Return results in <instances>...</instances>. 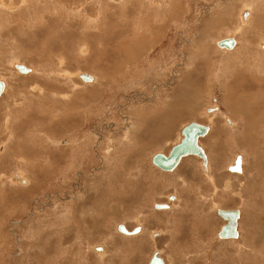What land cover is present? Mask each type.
<instances>
[{"label": "rangeland", "instance_id": "rangeland-1", "mask_svg": "<svg viewBox=\"0 0 264 264\" xmlns=\"http://www.w3.org/2000/svg\"><path fill=\"white\" fill-rule=\"evenodd\" d=\"M165 1L0 0V264H264V0ZM190 120L211 125L209 173L195 155L164 172L151 159ZM218 208L241 210L238 238Z\"/></svg>", "mask_w": 264, "mask_h": 264}, {"label": "water", "instance_id": "water-1", "mask_svg": "<svg viewBox=\"0 0 264 264\" xmlns=\"http://www.w3.org/2000/svg\"><path fill=\"white\" fill-rule=\"evenodd\" d=\"M218 46L226 47L228 49H232L235 44L236 40L234 37H225L220 39L217 42ZM16 67L20 70V72L26 73L29 72L30 68L26 67L23 64H17ZM80 77L84 81H91L93 76L87 72H82ZM5 83L4 81L0 80V95L4 91ZM210 127L208 124L199 123L197 121H190L182 127L181 134L182 138L180 141L175 143L172 148L170 149L169 153L157 152L152 157V162L154 165L159 167L165 171H173L182 158L188 155H196L203 160L204 165L207 164L208 158L205 152V149L200 144V138L207 135L209 132ZM230 170L234 172H241L242 171V156L238 155L234 165L230 166ZM157 208H167L168 204H156ZM217 213L219 216L227 220L224 223L219 232V238H238L239 237V230H238V220L240 219V209H223L218 208ZM119 230L126 233V234H134L136 233L139 228L128 230L125 225L120 224ZM149 264H166L164 259L158 255V252L155 251Z\"/></svg>", "mask_w": 264, "mask_h": 264}, {"label": "bare ground", "instance_id": "bare-ground-1", "mask_svg": "<svg viewBox=\"0 0 264 264\" xmlns=\"http://www.w3.org/2000/svg\"><path fill=\"white\" fill-rule=\"evenodd\" d=\"M167 1V0H166ZM165 1V2H166ZM172 1V0H171ZM168 3V2H167ZM157 6V5H156ZM161 7V6H160ZM157 9V8H156ZM159 13V12H158ZM249 14V13H248ZM248 14H247V16H248ZM159 17H161L162 16V14H159L158 15ZM158 16H156V17H158ZM247 18V17H246ZM246 18H244V20H246ZM215 21V20H214ZM249 21V20H248ZM224 22V21H223ZM223 22H220V23H222L223 24ZM94 23H95V21H94ZM161 23V22H160ZM209 23V22H208ZM214 23V22H213ZM246 23V22H245ZM215 24V23H214ZM218 24V23H217ZM243 24V23H242ZM208 25V24H207ZM209 25H210V23H209ZM216 25V24H215ZM225 25V24H224ZM247 25H248V22H247ZM212 26V25H211ZM245 26H246V24H245ZM160 27H161V25H160ZM213 27V26H212ZM221 27V26H220ZM241 29V28H240ZM148 32H150V31H147V32H145V33H148ZM208 34V33H207ZM232 37V36H231ZM225 38V37H224ZM235 38V40H236V44H235V46L232 48V49H228V48H221V49H226V50H233L235 47H236V45L237 44H239V42H238V38L237 37H234ZM148 40V39H147ZM219 41V39L216 41V43ZM215 42V41H214ZM264 42V41H263ZM133 43V42H132ZM136 43H138V42H136ZM142 43V42H141ZM145 43H147V42H145ZM117 44V43H116ZM106 45V44H105ZM143 45V44H142ZM218 45V44H217ZM241 45V44H240ZM123 46V45H122ZM126 46V48H124L126 51H127V49H128V51L130 52V53H127V54H132L133 53V57L137 54V50H138V47H136L137 46V44H136V46L134 45V44H130V45H125ZM144 46H146V45H144ZM202 46V45H201ZM238 46V45H237ZM142 47V46H141ZM147 47V46H146ZM263 47H264V45H263ZM123 48V47H122ZM143 48H145V47H143ZM123 51V50H122ZM140 51V50H139ZM141 53H143V52H141ZM262 53V52H261ZM138 54H140V52L138 53ZM143 55V54H142ZM193 55V54H192ZM127 56V55H126ZM127 59H129V58H127ZM16 65L17 64H15V67H16ZM17 68V67H16ZM31 69V71L33 70V68H30ZM30 71V72H31ZM259 72H261V71H259ZM21 73H23V72H21ZM33 73V72H32ZM82 72L81 71H79L76 75H78V76H80V74H81ZM87 73H89V72H87ZM89 74H91V73H89ZM92 76H93V74H91ZM107 75V74H106ZM95 79H94V76H93V80L91 81V82H93ZM83 82H85V83H89L90 81H83ZM5 83V82H4ZM264 83V82H263ZM261 83H258V85H260ZM4 89H6V83H5V88ZM43 89V88H42ZM201 89H197V90H195V96H198V94L201 92L200 91ZM42 92V91H41ZM257 94H260L259 92H256V93H252L251 95H252V98L254 97V98H257L258 96H257ZM68 96V95H67ZM192 98H193V96H191ZM189 104V103H188ZM193 106H195V104H193V105H191V107H193ZM232 106V108H233V110H242V111H240V112H242L243 114H244V116H245V118H246V122H248V124L250 125V127H249V132L250 131H252V127L254 126V125H256L257 123H256V119H257V117L254 115V117L252 116V114L250 113V111H249V108H248V106L246 105V104H244V103H242L240 106L239 105H236V104H232L231 105ZM216 108V107H215ZM236 108V109H235ZM82 117V116H81ZM170 120L171 119H169V117H167L166 118V120H165V122L163 123V125H164V129L167 131L168 130V126H169V124H170ZM191 121V120H190ZM5 122V121H4ZM6 122H7V120H6ZM84 123V122H83ZM188 123V122H187ZM186 123V124H187ZM230 124H232L233 122L232 121H230L229 122ZM233 124H236V122H234ZM76 125V124H75ZM185 125V124H184ZM183 125V126H184ZM182 126V127H183ZM209 127H210V130H211V125L209 124ZM254 127H256V126H254ZM151 130V129H150ZM210 130H209V132H210ZM11 131V130H10ZM163 132L165 133V131L164 130H161V129H154V131L152 132V134L153 135H161V134H163ZM209 132L207 133V135L209 134ZM234 132V131H233ZM249 132L247 133V135H246V137H247V139L248 138H250V136H249ZM146 133V132H145ZM147 134V133H146ZM206 135V136H207ZM250 135H252V134H250ZM205 137V136H204ZM182 138V136L180 135V138H179V141H180V139ZM201 138H203V137H201ZM152 139V138H151ZM68 140V139H67ZM56 143V142H55ZM200 144L202 145V143H201V141H200ZM204 148V147H203ZM139 149V148H138ZM140 150V149H139ZM206 152V151H205ZM206 155H207V153H206ZM242 155V154H241ZM188 156H194V155H188ZM196 156V155H195ZM187 157V156H186ZM207 158H208V155H207ZM237 158V157H236ZM152 160V159H151ZM182 160H183V158H182ZM181 160V161H182ZM236 160V159H235ZM181 161H180V163H181ZM179 163V164H180ZM235 163V162H234ZM178 164V165H179ZM234 165V164H233ZM178 167V166H177ZM176 167V168H177ZM175 168V169H176ZM175 169L173 170V171H175ZM205 170H206V172L207 173H209V158H208V163H207V165H206V168H205ZM229 170H230V167H229ZM164 172H165V170H163ZM166 172H169V171H166ZM170 172H172V171H170ZM232 172H234V171H232ZM243 172V156H242V171L241 172H237V173H242ZM21 178H23V179H25V180H23L24 181V183L26 182H28V180L24 177V176H21ZM22 181V182H23ZM21 182V183H22ZM25 183V184H26ZM174 197H175V199H176V195H174ZM168 198H169V196H168ZM175 199H173V200H175ZM171 200V199H170ZM168 204V207L167 208H165V209H168V208H170V204L169 203H167ZM162 209V208H161ZM164 209V208H163ZM224 209V208H223ZM240 213H241V210H240ZM241 215V214H240ZM223 220H225L224 218H223ZM227 222V220H225V223ZM125 227H126V225H125ZM238 230H239V220H238ZM126 235H135V234H126ZM239 236H240V231H239ZM221 240H229V239H236V238H220ZM96 247V246H95ZM103 248V247H102ZM103 251V250H102ZM101 251V252H102ZM157 252H158V255L159 256H161L162 257V255H161V253H160V250H157ZM154 254V253H153ZM153 254H152V256H153ZM152 256H151V258H152ZM163 258V257H162ZM164 259V258H163ZM151 260V259H150ZM150 262V261H149ZM164 262L166 263V261H165V259H164ZM149 264V263H148ZM167 264V263H166ZM168 264H170V263H168Z\"/></svg>", "mask_w": 264, "mask_h": 264}, {"label": "crops", "instance_id": "crops-1", "mask_svg": "<svg viewBox=\"0 0 264 264\" xmlns=\"http://www.w3.org/2000/svg\"><path fill=\"white\" fill-rule=\"evenodd\" d=\"M244 1V4H245V2L247 1V0H243ZM250 6H248V5H243V10L241 9V12H244V10H247V12L249 13L248 14V16H247V18H246V20L247 19H249V21H248V25H247V23H245L246 24V26L248 27V26H252V28H255L254 26H255V16H256V10L254 9V7H251V4H249ZM173 10H175V12H172V14L173 15H175V16H178V11H177V9H172V11ZM260 13H262V12H259V14ZM251 14V15H250ZM257 15L256 16V20H257V18L259 17V16H261V15ZM240 16H241V14H240ZM242 19V18H241ZM246 20H244V21H246ZM172 22H174V21H172ZM218 22H223V20H219ZM258 22V21H257ZM209 24V23H208ZM222 24V23H221ZM228 25V23H225V22H223V24H222V26H225V25ZM257 28V27H256ZM259 28H261L262 30H260ZM258 29L259 30H257V32L259 33V34H261V33H263L264 32V17H263V21H260L259 22V24H258ZM159 31L161 32V27H160V29H159ZM160 32L159 33H157L158 35H160ZM164 33V32H163ZM146 36H149V35H146ZM249 40H252L254 37L253 36H251V35H249ZM143 39H145V38H143ZM154 40V41H153ZM148 41H151V42H155L156 40H155V38H153L152 40L149 38V40ZM264 41V40H263ZM263 41H259V46L260 45H264V42ZM238 42H239V40H238ZM149 44H150V42H149ZM263 49V48H262ZM262 51V50H261ZM262 54H264V51H262ZM247 62L248 63H250L251 62V60H247L246 61V64H247ZM252 62H255L254 64L255 65H257V67H259V69L260 68H262V66L261 65H259L258 64V62L257 61H252ZM248 65V64H247ZM253 69H256V68H253ZM255 74H258L256 71L254 72ZM192 75V74H191ZM189 76V75H188ZM194 94V90H192L191 92H189L188 93V95H187V92H185L183 95L185 96L184 97V99L188 102V103H191V102H195V100H196V97H195V95L193 96V98L191 97L192 95ZM198 98V97H197ZM164 134V133H163Z\"/></svg>", "mask_w": 264, "mask_h": 264}, {"label": "flooded vegetation", "instance_id": "flooded-vegetation-1", "mask_svg": "<svg viewBox=\"0 0 264 264\" xmlns=\"http://www.w3.org/2000/svg\"><path fill=\"white\" fill-rule=\"evenodd\" d=\"M2 81H4L5 83H6V81L4 80V79H1ZM6 88H7V83H6ZM20 178V179H19ZM17 179H19V181L20 182H22L23 180H25V179H23V178H21V175L20 174H16L15 175V180L16 181H18ZM26 183V182H25ZM170 204V203H169ZM170 208H171V204H170ZM167 263V262H166Z\"/></svg>", "mask_w": 264, "mask_h": 264}]
</instances>
